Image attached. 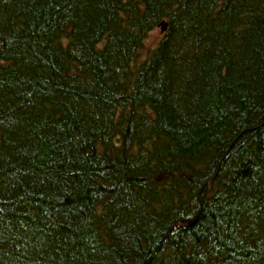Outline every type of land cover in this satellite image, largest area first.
<instances>
[{
  "label": "trees",
  "instance_id": "1",
  "mask_svg": "<svg viewBox=\"0 0 264 264\" xmlns=\"http://www.w3.org/2000/svg\"><path fill=\"white\" fill-rule=\"evenodd\" d=\"M0 264H264V0H0Z\"/></svg>",
  "mask_w": 264,
  "mask_h": 264
},
{
  "label": "rangeland",
  "instance_id": "2",
  "mask_svg": "<svg viewBox=\"0 0 264 264\" xmlns=\"http://www.w3.org/2000/svg\"><path fill=\"white\" fill-rule=\"evenodd\" d=\"M162 29L160 27L151 31L145 41V50L141 53L140 59L143 60L146 58L148 52L155 48L160 39L163 36Z\"/></svg>",
  "mask_w": 264,
  "mask_h": 264
},
{
  "label": "water",
  "instance_id": "3",
  "mask_svg": "<svg viewBox=\"0 0 264 264\" xmlns=\"http://www.w3.org/2000/svg\"><path fill=\"white\" fill-rule=\"evenodd\" d=\"M161 29H162V32H165V30H166V26H165L164 23L162 24Z\"/></svg>",
  "mask_w": 264,
  "mask_h": 264
}]
</instances>
